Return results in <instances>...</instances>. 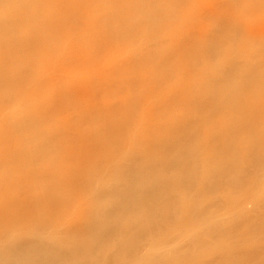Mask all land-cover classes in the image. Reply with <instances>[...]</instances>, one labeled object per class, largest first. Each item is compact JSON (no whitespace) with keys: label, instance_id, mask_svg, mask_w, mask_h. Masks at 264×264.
Here are the masks:
<instances>
[{"label":"bare ground","instance_id":"obj_1","mask_svg":"<svg viewBox=\"0 0 264 264\" xmlns=\"http://www.w3.org/2000/svg\"><path fill=\"white\" fill-rule=\"evenodd\" d=\"M0 264H264V0H0Z\"/></svg>","mask_w":264,"mask_h":264}]
</instances>
